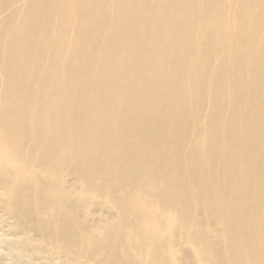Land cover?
Returning a JSON list of instances; mask_svg holds the SVG:
<instances>
[{
    "label": "bare ground",
    "instance_id": "obj_1",
    "mask_svg": "<svg viewBox=\"0 0 264 264\" xmlns=\"http://www.w3.org/2000/svg\"><path fill=\"white\" fill-rule=\"evenodd\" d=\"M3 243L264 264V0H0Z\"/></svg>",
    "mask_w": 264,
    "mask_h": 264
},
{
    "label": "rangeland",
    "instance_id": "obj_2",
    "mask_svg": "<svg viewBox=\"0 0 264 264\" xmlns=\"http://www.w3.org/2000/svg\"><path fill=\"white\" fill-rule=\"evenodd\" d=\"M212 229V228H211ZM213 231L215 232V233H218V231H219V228L217 227V226H214L213 227ZM6 248V249H5ZM10 250V246L7 244V243H3L2 244V247H1V251H6L7 250V252H6V255H7V253H8V251ZM10 252H11V250H10ZM5 253V252H4ZM9 254V253H8ZM11 254V253H10ZM9 254V255H10ZM12 255V254H11ZM6 260V264L8 263V264H18V263H15V261H14V259H13V257L12 256H8V257H6L5 259H4V261Z\"/></svg>",
    "mask_w": 264,
    "mask_h": 264
}]
</instances>
